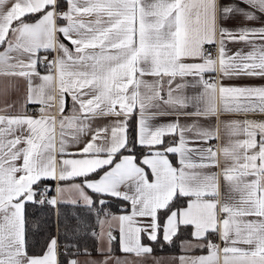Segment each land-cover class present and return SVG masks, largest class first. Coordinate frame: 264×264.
Masks as SVG:
<instances>
[{"label":"snow or ice","instance_id":"6c2138e0","mask_svg":"<svg viewBox=\"0 0 264 264\" xmlns=\"http://www.w3.org/2000/svg\"><path fill=\"white\" fill-rule=\"evenodd\" d=\"M237 18L259 26H225ZM217 71L264 79V0H0V264H136L182 228V250L206 254L180 264H264V120L247 118L264 115V85ZM221 113L244 118L200 123ZM58 204L92 217L74 214L72 237L61 221L65 241L87 226L91 251L50 234L33 250L28 208Z\"/></svg>","mask_w":264,"mask_h":264},{"label":"crops","instance_id":"0c3cea01","mask_svg":"<svg viewBox=\"0 0 264 264\" xmlns=\"http://www.w3.org/2000/svg\"><path fill=\"white\" fill-rule=\"evenodd\" d=\"M242 7H244V5H241ZM59 23V22H58ZM239 24H247L248 26H259V22L256 21H243L241 18H237L235 20H228L225 24V26L227 27H234L236 25ZM59 37V34H58ZM60 39H63V37H59ZM219 38V37H218ZM65 43H68L67 41H64ZM69 47H71V45L69 44ZM228 49L230 50V54L231 52H234L237 48H244L245 51H247L248 49L243 45V44H233V43H229L228 44ZM58 53L55 52H51V51H42L40 53L41 57L43 56H47L49 60H51L55 55H57ZM41 73L44 74L47 70L44 68V64L43 62L39 65ZM214 76L215 80L217 81L218 84L223 83L224 85H264V79H260L258 77H238V78H221L219 71H217L215 74L209 73L206 78L208 77H212ZM22 83V82H21ZM37 83H39V81H37ZM192 89H187L186 90V94L187 95H191L192 94ZM24 95V88L23 86H21L20 91L18 93H16V97H22ZM59 94H57V105L55 110H53L51 112V115H54L57 117V121H59V116H60V112H59ZM220 100H219V95L217 96V104L219 106ZM0 106H2V103H0ZM32 106H38V105H28V110L30 112V108ZM71 107V101H70V97H66V107H65V115H67L69 113ZM32 113V112H30ZM134 120L136 119V117H133ZM244 118V114H231V113H221L219 114V119H217L216 117L210 118L207 121H201L200 123L202 124H206V125H211V124H218L220 121H224V120H232V119H242ZM247 118L249 119H256V120H264V115H261L259 113H255V114H247ZM172 119L171 116L168 117H163L161 118V120L159 122H168ZM109 121L106 119H97L94 121L93 123V127L96 126H102L107 124ZM181 123L182 124H186V123H191V120H185L183 118H181ZM220 134H221V139L220 140H212L210 141L211 146L216 149L221 147L225 142H226V133L225 130L223 128V125H220ZM57 139H59V123H57ZM84 139H88V137H85ZM215 143V144H214ZM70 150H75L74 148H70ZM170 159L173 160V162L175 163L178 159V154L177 155H170L169 156ZM57 159H59V156L57 157ZM221 167L223 166V157H221ZM210 171L213 172H219L220 169L219 168H212L210 169ZM52 182V181H49ZM79 183V179L75 180V181H69L68 183ZM223 185L224 182L223 180H221V192L223 193ZM91 195V193H89ZM115 215H121L124 214L123 211L121 212H111ZM114 223V222H113ZM107 227V226H105ZM97 231H99V229H97ZM181 232L183 233V235H180L179 238H177L175 245L173 247H170L167 250H163V251H154L150 256H145L140 258L139 260H137L136 264H180V261L178 259V257L182 256V255H192V256H199V255H203L206 254V252H202V251H192L190 253H185L182 248H181V242L189 239L187 232L182 228ZM115 235L118 236V233H114ZM162 240V239H161ZM174 240V238H173ZM163 241V240H162ZM165 242V241H164ZM97 243V242H96ZM159 245V244H157ZM114 247L117 248V255H121V253L118 250V242L114 243ZM221 247H223V244L221 242ZM153 248V247H152ZM93 255H95V253H93ZM80 260H85L88 257L81 255L80 257H78Z\"/></svg>","mask_w":264,"mask_h":264},{"label":"trees","instance_id":"16d2710c","mask_svg":"<svg viewBox=\"0 0 264 264\" xmlns=\"http://www.w3.org/2000/svg\"><path fill=\"white\" fill-rule=\"evenodd\" d=\"M133 121H135L134 118ZM134 126V124H131L130 129ZM101 199H106L109 201V203L105 205V207L110 212H121L124 208L128 206L127 202H123L117 198L104 196L101 197ZM28 211L29 213H31L30 219L35 224L39 225L38 229L34 228L33 231L30 233V243L32 245L33 250L39 251L45 244L49 234L52 236H56L58 241H60L61 243H78L81 249L87 248L89 251H91L96 246V240L92 237L90 233H88L87 226L78 230V234L75 236L74 240L65 241L62 235L64 232V228L62 226L61 221L62 219L66 218V222L69 224L68 235L69 237L73 236V233L71 231V225L75 222L71 219V217L76 213L84 214L83 219L88 224L92 223V217L85 214V209L76 208L71 205L62 206L58 204L55 208L51 206H45L43 208L29 207ZM179 236L174 237V240L171 244L160 240L158 243L151 242V246L153 247L154 251L157 252L167 250L175 245V242L177 238H179ZM61 259H63V257H61Z\"/></svg>","mask_w":264,"mask_h":264},{"label":"built area","instance_id":"2783aa9c","mask_svg":"<svg viewBox=\"0 0 264 264\" xmlns=\"http://www.w3.org/2000/svg\"><path fill=\"white\" fill-rule=\"evenodd\" d=\"M212 51H213V54L215 55L216 53H215V49L213 48V49H211ZM38 107L39 106H32L31 108H30V112H32V113H34L37 109H38ZM215 144V143H214ZM48 183H50V184H54L55 182H48ZM214 240H215V242H217V243H221L219 240H218V238H213Z\"/></svg>","mask_w":264,"mask_h":264}]
</instances>
